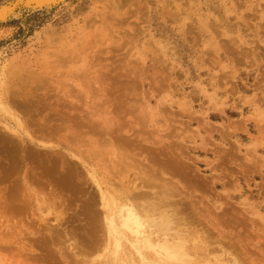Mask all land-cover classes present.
<instances>
[{
  "label": "rangeland",
  "instance_id": "374dc122",
  "mask_svg": "<svg viewBox=\"0 0 264 264\" xmlns=\"http://www.w3.org/2000/svg\"><path fill=\"white\" fill-rule=\"evenodd\" d=\"M30 6L0 19V264H106V172L117 190L176 184L169 202L205 231L192 264H264V116L245 98L264 93V0Z\"/></svg>",
  "mask_w": 264,
  "mask_h": 264
},
{
  "label": "bare ground",
  "instance_id": "6f19581e",
  "mask_svg": "<svg viewBox=\"0 0 264 264\" xmlns=\"http://www.w3.org/2000/svg\"><path fill=\"white\" fill-rule=\"evenodd\" d=\"M22 1H24L25 3L32 2V4H34V6H30V7L37 8V7H42L44 5H49V4L55 3L58 0H22ZM112 6H114L113 3H112ZM12 7H13L12 4L9 6L8 5L0 6V19H2L6 14H9V16L13 15L15 12L13 10H11ZM3 85H5V84H3ZM9 92L10 91H7V95H9ZM4 93H5V91H4ZM7 95H5L6 96L5 100H7L8 104H9V103H11V98H10V96L8 97ZM19 102H20V105H18V106H22L21 105L22 102L19 100H18L17 104H19ZM0 103H2V102H0ZM13 104H14V102H13ZM13 104H12V106H13ZM10 105L11 104H9V106ZM3 106L5 107V108H3L4 113L6 115L10 116V118H13V120L19 124V127H22L24 129L25 124L22 121V119L19 118V116H18L19 114L16 115V113L11 111V109L7 106V104L3 103ZM12 106H10V107H12ZM0 128H2L4 130L5 129L12 130L11 127H9L7 125V123H3V126H1ZM26 138H28V137H26ZM26 138H24V139L21 138L22 140H20V142H19L21 147L23 146L22 143L26 140ZM28 141H30V139ZM10 142H12V141H10ZM15 144H18V143H15ZM14 148H12V149H14ZM12 149H11L10 153L12 151H15ZM21 152L23 153L22 150H21ZM8 153H6V154H8ZM10 159H11V157H10ZM112 159H113V157H112ZM11 162H13V161H11ZM14 163H16V162H14ZM62 163H63V161H62ZM74 164H76V162ZM7 165H8V163H7ZM52 167H53V165H52ZM76 168H77V166H76ZM140 169H141V167H140ZM65 170H66V168H65ZM69 170L70 169L64 171L66 174L63 176L65 177L69 173L68 175H70V176L67 175L66 177L67 178L72 177V179H73V174H70L73 171L69 172ZM138 171L140 172L139 169H138ZM59 173H60V171H59ZM76 173H78V172H76ZM76 173H74V174L76 175V177H78V174H76ZM92 174H93V172H92ZM112 174L113 173L106 172L104 174V176L101 177V182H99L98 179H96L94 174H93L94 176L91 175V181H92V183L95 184V187L98 190L97 195L100 196V206L102 209V215H101L100 219L102 220V225L104 226V227H101V228H103V233L102 232L101 233L103 234V237H104L103 238V242H104L103 245H104V247H106V249L108 251L105 263L106 264H124L125 262L127 263L128 260H132V261H134V264H135V260L133 259V253L137 254V256H138L137 259L140 260L142 262V264H190L191 262H194V261H192V259H190L191 258L190 257L191 251H190V248L187 246L188 243L186 244L185 242L188 240V237H190L189 236L190 234L192 236L189 239H191L195 235H196L195 240L199 239V242L198 241H197V243L195 242L196 244H198V243L201 244V241L205 242V240H204L205 237L203 235V234H205L204 233L205 231L203 233L199 231V233H198V232H195L196 231L195 230L194 231L195 235H193L194 234L193 225L191 226V228H189V226L186 227V224H188L189 221L191 222V220L185 221L186 220L185 216H183V215L179 216V208L176 206L177 204L175 205L173 203L175 201L171 200V202H169L168 199H170V197L174 196V194H175L174 190L178 191V189L175 187L176 184H175V186H173V184L171 186V185H169V183H171V182H163L162 180H160L159 182H163V184L157 183V180H159V178L158 177L156 178L154 176H151L152 174L151 175L149 174L148 177L145 176L147 178H141V176H139L140 181H139V179H137L139 182L138 183H132L131 186H128L130 188H127V187L122 188L121 187L120 189L117 190L113 187V184L111 182H109L110 180H112V178H111ZM118 175H121V174H118ZM59 176H60V174H59ZM60 177H62V176H60ZM136 177H138V176H136ZM67 178H66V180H67ZM81 179H82V177H81ZM165 179L168 180L167 178H165ZM103 182L104 183L107 182V185H108L107 189L101 188L102 187L101 183L103 184ZM68 184H69V182H68ZM156 186L158 187V189ZM9 187H11V186H9ZM17 188H19V187L17 186ZM78 189H80V188H78ZM177 191H176V193H177ZM27 193L29 194L30 192H27ZM23 195H26V194H23ZM55 197L56 196H54V198ZM90 197H92V196H90ZM12 199H14V197ZM15 199L17 200V198H15ZM178 200H176V201H178ZM89 201L90 202L93 201L92 203H97L98 200L97 199L96 200L90 199ZM94 201H96V202H94ZM183 202H184V200H183ZM53 203L54 202H52V204ZM86 204H87V202H86ZM89 205H91V204H89ZM25 206H27V204ZM27 209H28V207H27ZM89 209H91V208L88 207L87 210H89ZM95 210H96V212H100L99 210L97 211V209H95ZM83 211L85 213L86 209ZM89 212H91V211H89ZM92 214H96V213H94L92 211ZM57 217H58V215L56 216V219H57ZM85 218L89 219V216H86ZM92 218L94 219L93 215H92ZM95 218H97V217H95ZM90 219H91V217H90ZM90 219L88 222H90L92 220L91 223L93 224V222H95V221L93 219H91V220ZM192 223H193V221H192ZM98 225H99V223H98ZM98 225H93V229L92 228L88 229L89 233L95 232V236H96V234L98 233L96 230L101 231L100 228L97 229ZM90 230H93V231H90ZM92 239H93V236H92ZM93 241L94 240H92V242ZM190 241H187V242H190ZM95 242H97V241H95ZM97 244H98V242H97ZM99 244H102V243H99ZM99 244H98V247H99ZM196 244H193V245H196ZM78 250H80V249H78ZM197 251H198V248H197ZM205 263L210 264L211 262L210 263L205 262Z\"/></svg>",
  "mask_w": 264,
  "mask_h": 264
},
{
  "label": "crops",
  "instance_id": "0c3cea01",
  "mask_svg": "<svg viewBox=\"0 0 264 264\" xmlns=\"http://www.w3.org/2000/svg\"><path fill=\"white\" fill-rule=\"evenodd\" d=\"M230 67L231 66H229V68ZM245 98L248 99L247 100L248 101V105H251V107H252L251 108L252 111L250 112V114L253 113V112H255L256 114H262L264 116V106H261L260 105V103H264V93H263L262 89H258L257 88L256 89V92H253V94L250 95V96L245 95ZM259 98H261V101H258ZM253 105H254V107H253Z\"/></svg>",
  "mask_w": 264,
  "mask_h": 264
},
{
  "label": "water",
  "instance_id": "95a60500",
  "mask_svg": "<svg viewBox=\"0 0 264 264\" xmlns=\"http://www.w3.org/2000/svg\"><path fill=\"white\" fill-rule=\"evenodd\" d=\"M21 2H22V1H21ZM21 2H20V1H19V2H14V3H15L14 5H13L12 3H11V4H12L13 7H14V6H16L17 4H19V3H21ZM11 4H10V5H11Z\"/></svg>",
  "mask_w": 264,
  "mask_h": 264
}]
</instances>
